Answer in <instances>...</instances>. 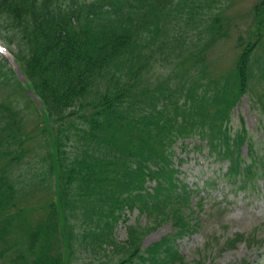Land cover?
Segmentation results:
<instances>
[{"label":"trees","instance_id":"1","mask_svg":"<svg viewBox=\"0 0 264 264\" xmlns=\"http://www.w3.org/2000/svg\"><path fill=\"white\" fill-rule=\"evenodd\" d=\"M199 1L200 48L181 36ZM220 3L0 0V42L26 79L0 55V264H78L81 249L107 247L122 255L99 264H206L187 262L175 244L197 224L186 214L195 190L180 177L176 148H205L225 164L206 185L264 189V148L243 121L236 132L230 126L245 94L264 115V0L235 25L237 54L226 71L208 52L231 36ZM176 42V71L152 77L155 54ZM28 89L40 107L22 100ZM135 208L149 223H128L118 240L117 223ZM164 221L174 232L143 246Z\"/></svg>","mask_w":264,"mask_h":264},{"label":"rangeland","instance_id":"2","mask_svg":"<svg viewBox=\"0 0 264 264\" xmlns=\"http://www.w3.org/2000/svg\"><path fill=\"white\" fill-rule=\"evenodd\" d=\"M257 1L259 0H221L219 8H224L223 17L227 18L222 24H230L231 36L224 37L216 44H212L214 51L209 50L208 52H212L209 58L213 59L215 64L225 69V71L231 68V63L237 54L234 46L236 31L243 24L248 23L250 18L248 11ZM203 7L204 2L199 1L198 9L190 13L187 20L186 25L190 29L181 35L187 42L191 40L196 42L198 48L204 43L202 37L205 33L201 35L198 30L204 23L200 21L199 16ZM183 10L189 11L186 6ZM182 15L181 25L187 19L186 13ZM155 42L151 45H154ZM179 44V42H176L165 47L163 53L157 52L155 54L156 63L151 72L152 77L159 74L168 75L176 71L175 63L180 61L182 57L173 50ZM1 46L5 48L3 44ZM5 49L7 50V48ZM7 54L0 52V55L6 60L7 66L24 83L26 79L13 54L9 50H7ZM26 98L33 100L31 104L36 105L38 108V99L30 89L27 90V95L22 100L25 101ZM31 117L32 112L29 119ZM241 121H243V126L248 131V135L257 144V151L260 152L264 148V115L260 107L251 102L248 94L243 95L232 110L230 123L232 132L240 130L242 127ZM39 141L30 142L29 146L34 148L31 155L39 149L37 146ZM176 153L179 158H184L177 165L181 171L180 177H183L184 182L195 190L192 193L190 208L186 209V214H189V218L197 222L196 229L175 240V244H177V248L185 260L193 263L195 260L202 258L206 264H241L245 260L248 264H264V189L260 187L258 190H233L224 180H216L214 185H206L204 181L209 177H214L218 168L224 169L225 164L211 162L206 156L205 148L201 151L191 150L185 153L176 148ZM242 153H247L246 145H243ZM33 157H28V162L23 167H27L29 163H32ZM148 184L152 186L153 182ZM30 211H32V214L35 212L34 210ZM125 214L127 220L119 221L114 229L118 240L125 238V226L128 223L141 226L149 223L148 218L136 208L128 210ZM32 218H37V214ZM172 232L174 230L170 221H164L144 237L143 246L158 241ZM236 234H243L245 238L229 246L232 242L228 239L233 238ZM79 254L80 258L76 260V263L99 264L101 262L116 261L122 255V252L110 247H107L106 250L98 249L96 251L83 248Z\"/></svg>","mask_w":264,"mask_h":264},{"label":"bare ground","instance_id":"3","mask_svg":"<svg viewBox=\"0 0 264 264\" xmlns=\"http://www.w3.org/2000/svg\"><path fill=\"white\" fill-rule=\"evenodd\" d=\"M0 52L1 53H3V54H7V50L3 47V46H1V44H0ZM8 55V54H7ZM207 156V155H206ZM207 158L208 159H210L208 156H207ZM210 161H211V159H210ZM212 162V161H211Z\"/></svg>","mask_w":264,"mask_h":264}]
</instances>
